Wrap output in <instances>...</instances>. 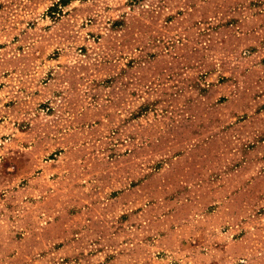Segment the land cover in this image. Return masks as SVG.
Returning a JSON list of instances; mask_svg holds the SVG:
<instances>
[{
  "label": "rangeland",
  "instance_id": "obj_1",
  "mask_svg": "<svg viewBox=\"0 0 264 264\" xmlns=\"http://www.w3.org/2000/svg\"><path fill=\"white\" fill-rule=\"evenodd\" d=\"M0 264H264V0H0Z\"/></svg>",
  "mask_w": 264,
  "mask_h": 264
}]
</instances>
